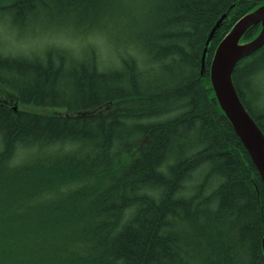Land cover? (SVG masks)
I'll use <instances>...</instances> for the list:
<instances>
[{"label":"trees","instance_id":"obj_1","mask_svg":"<svg viewBox=\"0 0 264 264\" xmlns=\"http://www.w3.org/2000/svg\"><path fill=\"white\" fill-rule=\"evenodd\" d=\"M138 1L0 0V264H264V182L210 80L264 0ZM233 82L264 133V46Z\"/></svg>","mask_w":264,"mask_h":264},{"label":"water","instance_id":"obj_2","mask_svg":"<svg viewBox=\"0 0 264 264\" xmlns=\"http://www.w3.org/2000/svg\"><path fill=\"white\" fill-rule=\"evenodd\" d=\"M227 17V15H223L220 18L208 37L202 57L203 75L206 70L208 46ZM254 26L262 27L258 36L250 42L242 43L245 34ZM263 46L264 4L238 20L219 44L211 64L210 80L219 106L232 124L264 182V133L248 112L233 82V73L237 64ZM17 108L16 105L14 110L16 111Z\"/></svg>","mask_w":264,"mask_h":264},{"label":"rangeland","instance_id":"obj_3","mask_svg":"<svg viewBox=\"0 0 264 264\" xmlns=\"http://www.w3.org/2000/svg\"><path fill=\"white\" fill-rule=\"evenodd\" d=\"M152 3V0H139L138 1V6L136 7V9L138 10V15H144V12H146V9L144 7L150 5ZM130 7V6H129ZM32 25H28V26H24V27H20L21 31L24 32V38L25 36L28 35V33L30 32L29 30H31V27ZM7 31H3L2 32V35L4 36V34L6 33ZM65 31H63L62 33H60L59 35H65ZM6 36H10L11 34H5ZM68 36H70V34H67ZM62 36V37H64ZM5 37V36H4ZM15 36H12L11 38H8L7 40H13L15 41L14 39ZM32 41L35 40L36 37H31V36H28ZM13 38V39H12ZM27 38V37H26ZM70 38H77V36L75 37V35L71 34V37ZM77 39H81V38H77ZM24 39H22L21 41H23ZM20 41V40H19ZM79 41H82V40H79ZM78 41V42H79ZM77 42V43H78ZM8 43L11 45L13 44L12 41H8ZM242 43H245V42H242ZM20 45V44H18ZM43 47V43L41 44L40 42L38 43H35L33 44L32 46H28V47H25L23 48L24 49V52L26 55H33L36 53L35 50H38V49H41ZM19 48V47H18ZM72 49H75L78 53H81L82 52V46H74L72 47ZM101 52H102V55H103V59L104 61H108L110 65H115L117 64L118 62V59H119V55L120 53L115 49L114 46H112L111 44L109 46H106V47H103L101 49ZM17 53V52H16ZM15 54V53H13ZM262 81V80H261ZM263 89H264V86H263ZM16 99V97L10 93L8 90H6L3 86L0 85V101L2 100H6L8 102H12ZM19 107H21V109H26L24 108L23 105H20ZM31 109V108H29Z\"/></svg>","mask_w":264,"mask_h":264},{"label":"bare ground","instance_id":"obj_4","mask_svg":"<svg viewBox=\"0 0 264 264\" xmlns=\"http://www.w3.org/2000/svg\"><path fill=\"white\" fill-rule=\"evenodd\" d=\"M149 6V5H148ZM145 9H146V12H144V15H139V18L141 19V18H144L145 16H149V13H148V8H147V6L146 7H144ZM38 42H40L41 44L43 43V47L41 48V49H38V50H36V53L38 54L39 52H43V50H44V48H45V46H46V42L44 41V40H39V39H37V38H35V40H31V42H30V44L31 43H33V44H35V43H38ZM250 42V41H249ZM3 45V44H2ZM2 48V47H1ZM2 49H4V47L2 48ZM42 50V51H41ZM0 51H1V49H0ZM35 53V54H36Z\"/></svg>","mask_w":264,"mask_h":264}]
</instances>
